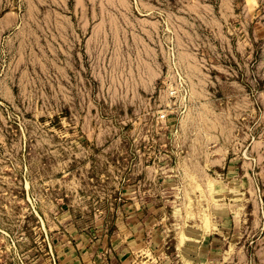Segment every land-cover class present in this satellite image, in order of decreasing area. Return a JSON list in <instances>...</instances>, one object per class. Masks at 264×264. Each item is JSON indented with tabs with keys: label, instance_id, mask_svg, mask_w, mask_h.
<instances>
[{
	"label": "rangeland",
	"instance_id": "obj_1",
	"mask_svg": "<svg viewBox=\"0 0 264 264\" xmlns=\"http://www.w3.org/2000/svg\"><path fill=\"white\" fill-rule=\"evenodd\" d=\"M0 264H264V0H0Z\"/></svg>",
	"mask_w": 264,
	"mask_h": 264
}]
</instances>
